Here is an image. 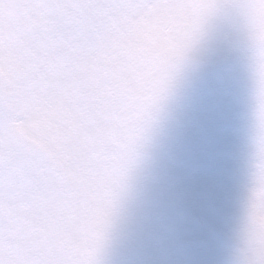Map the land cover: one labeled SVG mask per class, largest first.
Returning a JSON list of instances; mask_svg holds the SVG:
<instances>
[{
    "label": "snow or ice",
    "instance_id": "6c2138e0",
    "mask_svg": "<svg viewBox=\"0 0 264 264\" xmlns=\"http://www.w3.org/2000/svg\"><path fill=\"white\" fill-rule=\"evenodd\" d=\"M0 264H264V0H0Z\"/></svg>",
    "mask_w": 264,
    "mask_h": 264
}]
</instances>
